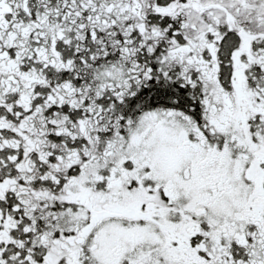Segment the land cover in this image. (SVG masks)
Segmentation results:
<instances>
[{
	"label": "snow or ice",
	"instance_id": "6c2138e0",
	"mask_svg": "<svg viewBox=\"0 0 264 264\" xmlns=\"http://www.w3.org/2000/svg\"><path fill=\"white\" fill-rule=\"evenodd\" d=\"M0 264H264V0H0Z\"/></svg>",
	"mask_w": 264,
	"mask_h": 264
}]
</instances>
